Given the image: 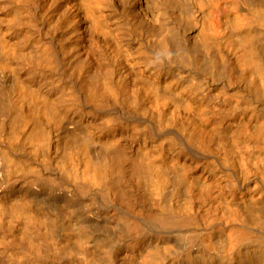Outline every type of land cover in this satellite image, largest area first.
<instances>
[{
  "label": "bare ground",
  "instance_id": "obj_1",
  "mask_svg": "<svg viewBox=\"0 0 264 264\" xmlns=\"http://www.w3.org/2000/svg\"><path fill=\"white\" fill-rule=\"evenodd\" d=\"M0 264H264V0H0Z\"/></svg>",
  "mask_w": 264,
  "mask_h": 264
}]
</instances>
